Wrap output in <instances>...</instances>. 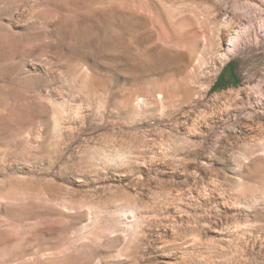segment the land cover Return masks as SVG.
<instances>
[{"label": "rangeland", "instance_id": "1", "mask_svg": "<svg viewBox=\"0 0 264 264\" xmlns=\"http://www.w3.org/2000/svg\"><path fill=\"white\" fill-rule=\"evenodd\" d=\"M0 264H264V0H0Z\"/></svg>", "mask_w": 264, "mask_h": 264}, {"label": "bare ground", "instance_id": "2", "mask_svg": "<svg viewBox=\"0 0 264 264\" xmlns=\"http://www.w3.org/2000/svg\"><path fill=\"white\" fill-rule=\"evenodd\" d=\"M231 48H232V47H231ZM228 49L231 50L230 47H229ZM230 52H231V51H230Z\"/></svg>", "mask_w": 264, "mask_h": 264}, {"label": "trees", "instance_id": "3", "mask_svg": "<svg viewBox=\"0 0 264 264\" xmlns=\"http://www.w3.org/2000/svg\"><path fill=\"white\" fill-rule=\"evenodd\" d=\"M216 86V85H215ZM215 86H214V88H215Z\"/></svg>", "mask_w": 264, "mask_h": 264}]
</instances>
